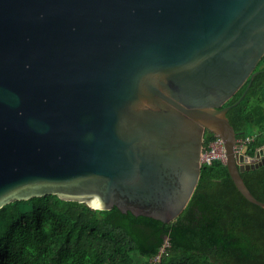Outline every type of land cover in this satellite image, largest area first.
Returning <instances> with one entry per match:
<instances>
[{
    "label": "water",
    "instance_id": "95a60500",
    "mask_svg": "<svg viewBox=\"0 0 264 264\" xmlns=\"http://www.w3.org/2000/svg\"><path fill=\"white\" fill-rule=\"evenodd\" d=\"M263 57L264 0H0V209L53 194L169 223L207 130L264 208L241 176L264 147L239 154L227 117Z\"/></svg>",
    "mask_w": 264,
    "mask_h": 264
},
{
    "label": "trees",
    "instance_id": "16d2710c",
    "mask_svg": "<svg viewBox=\"0 0 264 264\" xmlns=\"http://www.w3.org/2000/svg\"><path fill=\"white\" fill-rule=\"evenodd\" d=\"M245 98L227 113L244 154L264 147V57ZM250 81L224 107L234 105ZM217 138L206 131L205 147ZM264 201V165L241 173ZM264 264V208L236 188L225 163L203 165L188 207L165 223L114 206L96 210L57 195L0 209V264Z\"/></svg>",
    "mask_w": 264,
    "mask_h": 264
},
{
    "label": "built area",
    "instance_id": "2783aa9c",
    "mask_svg": "<svg viewBox=\"0 0 264 264\" xmlns=\"http://www.w3.org/2000/svg\"><path fill=\"white\" fill-rule=\"evenodd\" d=\"M249 141V137L245 141H241V144H238L237 141V152L239 154H244L245 144ZM214 161H221L223 163H226L227 161L225 144L220 137L215 138L208 144L207 147H204L202 153V165H212ZM255 161H258V159L255 158ZM166 246L167 241L165 245L161 248L160 254L155 258L152 264H158L160 262L161 257L165 252Z\"/></svg>",
    "mask_w": 264,
    "mask_h": 264
},
{
    "label": "flooded vegetation",
    "instance_id": "af4514ba",
    "mask_svg": "<svg viewBox=\"0 0 264 264\" xmlns=\"http://www.w3.org/2000/svg\"><path fill=\"white\" fill-rule=\"evenodd\" d=\"M261 160H264V157H261L260 161H261Z\"/></svg>",
    "mask_w": 264,
    "mask_h": 264
}]
</instances>
